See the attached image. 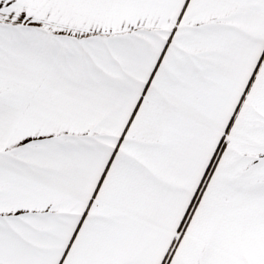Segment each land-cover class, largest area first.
<instances>
[{
    "label": "snow or ice",
    "instance_id": "6c2138e0",
    "mask_svg": "<svg viewBox=\"0 0 264 264\" xmlns=\"http://www.w3.org/2000/svg\"><path fill=\"white\" fill-rule=\"evenodd\" d=\"M0 264H264V0H0Z\"/></svg>",
    "mask_w": 264,
    "mask_h": 264
}]
</instances>
